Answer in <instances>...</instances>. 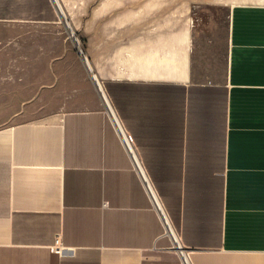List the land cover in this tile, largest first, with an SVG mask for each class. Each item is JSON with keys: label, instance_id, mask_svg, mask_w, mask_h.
<instances>
[{"label": "crops", "instance_id": "0c3cea01", "mask_svg": "<svg viewBox=\"0 0 264 264\" xmlns=\"http://www.w3.org/2000/svg\"><path fill=\"white\" fill-rule=\"evenodd\" d=\"M106 1L0 0V24L53 26L56 6ZM151 5L172 8L126 15L113 40L87 14L89 67L194 264H264V0ZM79 68L70 89L30 62L3 83L0 264H179Z\"/></svg>", "mask_w": 264, "mask_h": 264}, {"label": "rangeland", "instance_id": "374dc122", "mask_svg": "<svg viewBox=\"0 0 264 264\" xmlns=\"http://www.w3.org/2000/svg\"><path fill=\"white\" fill-rule=\"evenodd\" d=\"M127 1L132 3H124L125 0H108L105 4L99 5L56 6L61 21L48 27L0 24V97L3 90L7 88L3 83H12L15 80L22 83L26 80L27 62L35 64L36 67L41 65L46 69L48 90L54 88L56 75L62 77L63 88L70 89L71 82L79 81L82 77L79 75V67L83 69L84 77L93 82L85 60L70 38L65 21L75 32L83 55L86 56L88 38L85 20L87 14L104 16L105 25L110 26V37L113 40L117 38L120 26L126 24L123 21L126 15L139 17L154 15L165 18L172 8L164 5H151L152 0ZM3 120L5 119L0 118V122Z\"/></svg>", "mask_w": 264, "mask_h": 264}, {"label": "built area", "instance_id": "2783aa9c", "mask_svg": "<svg viewBox=\"0 0 264 264\" xmlns=\"http://www.w3.org/2000/svg\"><path fill=\"white\" fill-rule=\"evenodd\" d=\"M62 17L64 18L63 15ZM65 24L69 31L70 38L75 44V48L85 60L86 65H88L87 58L83 55V51L79 46V42L76 38L75 32L71 29L67 21H65ZM94 84L98 91L99 97L101 99L104 111L109 119V122L130 161L131 169L135 174L137 180L139 181L145 196L148 199L151 210L155 213L162 227V236L167 237L170 241V247L168 250L172 251L176 255L179 264H194L192 259L193 251L182 243L180 236L174 228L165 210V207L142 163V160L134 147L133 141L128 132L126 131L123 123L121 122L112 103L110 102L102 83L98 79H94ZM104 206H106V204H104ZM58 244V241H56L53 246V249L58 253H62L63 249H61ZM69 252L72 253V251Z\"/></svg>", "mask_w": 264, "mask_h": 264}, {"label": "bare ground", "instance_id": "6f19581e", "mask_svg": "<svg viewBox=\"0 0 264 264\" xmlns=\"http://www.w3.org/2000/svg\"><path fill=\"white\" fill-rule=\"evenodd\" d=\"M59 13V12H58ZM61 13V12H60ZM87 66V69H88V71L89 72H91V77H92V80L94 81V79H97V77H96V75L92 72V70L90 69V67H89V64L88 65H86Z\"/></svg>", "mask_w": 264, "mask_h": 264}]
</instances>
